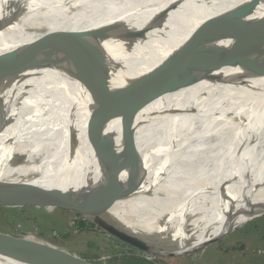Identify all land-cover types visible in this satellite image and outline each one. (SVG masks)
<instances>
[{"label": "bare ground", "instance_id": "bare-ground-1", "mask_svg": "<svg viewBox=\"0 0 264 264\" xmlns=\"http://www.w3.org/2000/svg\"><path fill=\"white\" fill-rule=\"evenodd\" d=\"M263 12L264 0H32L25 10L2 18L0 116L21 97L24 111L35 106L46 112L32 140L19 146L23 160L0 169V179L8 177L9 189L18 188L50 152V173L35 179L39 185L87 197L98 203H86L98 219L134 234L168 243L191 238L186 250L192 252L264 210V52L226 71L223 83L185 90L177 91L175 81L140 73L158 63L153 55L161 50L199 48L239 15L252 19ZM97 55L137 60L128 70L93 73L118 104L139 109L134 129L142 167L135 171L143 183L138 190L127 184L130 193L122 198L100 181L83 178L111 158L109 150L90 145L81 134L66 148L62 139L65 130L83 124L65 94H85L73 76ZM173 107L208 115L170 116ZM205 198H215L206 206L213 217L197 227L199 217L170 211ZM111 207L137 225L160 228V237ZM0 264L24 263L0 255Z\"/></svg>", "mask_w": 264, "mask_h": 264}, {"label": "water", "instance_id": "water-1", "mask_svg": "<svg viewBox=\"0 0 264 264\" xmlns=\"http://www.w3.org/2000/svg\"><path fill=\"white\" fill-rule=\"evenodd\" d=\"M31 2L32 0H10L7 2L0 0V21L2 18H10L25 10L31 5ZM244 16L239 15L240 19H238L235 15L231 19L235 17L237 19L233 20L220 33L208 39L197 50L180 49L175 54L185 53L181 60L176 61L169 57L155 63L150 67L151 69L143 70L140 72L141 75L148 73L165 80L175 81L178 83L177 91L185 90L198 83H223L226 71L235 68L251 56L264 52V12L252 19L244 18ZM136 62L135 58L109 61L105 55L94 56L83 65L77 76H73V79L82 86L85 94H65L70 100L73 99L75 111L79 114L83 124L65 130L62 135L63 144L66 148L81 134L90 145L98 144L109 150L111 158L99 163L93 171L84 172L83 178L100 181L103 185L111 188L117 198L125 197L130 193V190H126L127 184H132L138 190L143 183V179L135 171L142 167L136 147L134 129L139 109L118 104L106 88L94 81L93 73L110 69L128 70ZM135 87L139 92L142 90L140 86L136 85ZM20 99L0 116V169L14 168L19 165L25 155L24 151L19 150V146L32 140L34 132L39 128L43 118L40 119V117L46 112L35 106H32L29 111H24V105L20 104ZM180 113L183 115H208L194 107L184 111L173 107L169 115ZM168 136L170 138L171 135ZM50 147L54 148L53 145ZM170 151L168 150V152ZM49 153L42 155L38 164L34 166L30 179H27L18 188L10 190L8 177L0 179V207L56 204L63 208L65 204H69L86 220L118 241L135 249L166 258H179L192 252L186 250L191 238L168 243L149 236L134 234L114 221L105 223L98 219L91 207L86 204L90 203L92 207H96L98 203L92 204L87 197L70 195L61 187L51 189L39 185L35 179L50 173ZM40 165H45V168L38 172L37 169ZM97 212L103 214L102 210H97ZM263 213L264 211L250 220ZM234 229L236 228L209 239L202 245V249L219 241ZM0 255L24 264H91L58 251L43 242L16 238L2 233H0Z\"/></svg>", "mask_w": 264, "mask_h": 264}, {"label": "rangeland", "instance_id": "rangeland-1", "mask_svg": "<svg viewBox=\"0 0 264 264\" xmlns=\"http://www.w3.org/2000/svg\"><path fill=\"white\" fill-rule=\"evenodd\" d=\"M182 48H190L192 51L198 49L195 46L168 48L154 54L153 59L161 62L171 57L179 61L185 53H175ZM214 199H192L183 203L178 210L170 211L183 218L199 217L200 222L195 225L197 227L202 221L213 217L212 209H206V206ZM112 209L128 219L119 210ZM263 211H255L237 226H231L229 230L236 229L219 241L179 258L152 255L122 243L86 220L69 204H65L63 208L56 204L2 206L0 233L43 242L91 264H129L131 259L150 264H264V213L250 220ZM129 222L142 227L130 220ZM145 229L158 237L162 232L160 228Z\"/></svg>", "mask_w": 264, "mask_h": 264}, {"label": "trees", "instance_id": "trees-1", "mask_svg": "<svg viewBox=\"0 0 264 264\" xmlns=\"http://www.w3.org/2000/svg\"><path fill=\"white\" fill-rule=\"evenodd\" d=\"M131 264H150V263H147L145 261H141V260H136V259H131V261H129ZM129 263V264H130Z\"/></svg>", "mask_w": 264, "mask_h": 264}, {"label": "crops", "instance_id": "crops-1", "mask_svg": "<svg viewBox=\"0 0 264 264\" xmlns=\"http://www.w3.org/2000/svg\"><path fill=\"white\" fill-rule=\"evenodd\" d=\"M206 199V198H205ZM200 200H202V199H200Z\"/></svg>", "mask_w": 264, "mask_h": 264}]
</instances>
